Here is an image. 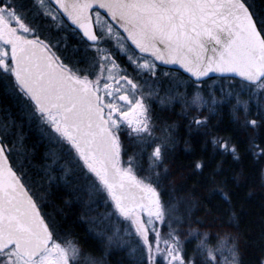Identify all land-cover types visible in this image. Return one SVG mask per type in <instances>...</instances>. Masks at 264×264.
Instances as JSON below:
<instances>
[{
  "label": "snow or ice",
  "instance_id": "obj_1",
  "mask_svg": "<svg viewBox=\"0 0 264 264\" xmlns=\"http://www.w3.org/2000/svg\"><path fill=\"white\" fill-rule=\"evenodd\" d=\"M210 73L218 80L206 85ZM0 97V264H98L61 235L57 208L45 211L64 189L86 211L103 203L88 220L100 228L93 238L111 231L109 245L133 243L135 264H242L239 234L228 230L238 227L234 193L217 179L219 165L205 177V199L218 196L227 221L194 195L162 198L175 140L167 125L169 135L156 136L152 102L181 103L190 132L240 160L230 137L209 131L220 104L234 100L245 153L264 160V0H0ZM33 129L39 140L28 147ZM205 166L196 161L193 174Z\"/></svg>",
  "mask_w": 264,
  "mask_h": 264
},
{
  "label": "trees",
  "instance_id": "obj_2",
  "mask_svg": "<svg viewBox=\"0 0 264 264\" xmlns=\"http://www.w3.org/2000/svg\"><path fill=\"white\" fill-rule=\"evenodd\" d=\"M74 43L75 40L72 41V44ZM0 102L2 108L7 107V101L3 97H0ZM251 112L253 115L249 118H257L255 116L257 111L251 109ZM166 114H164L166 117L162 116V119L164 117V119L175 124L173 134L175 145L169 150L165 160V164L168 165V174L166 181L163 180L164 186L170 190V195L174 197L194 195L199 197L204 205L218 207L223 219L227 221L228 214L224 211L227 205L222 204L218 196L212 197L210 202L205 199L206 190L211 187L204 182L205 177L209 176L219 165L223 171L219 173L217 179H226L227 188L234 193L232 211L236 213L238 227H232L228 230L239 234L242 264H258V259L264 256V251L260 247L261 243L264 242V238H262V232H264V186H262L264 185V178L260 175L261 170H264V160L257 163L253 157L245 153L247 135L238 128L228 110L222 109L211 118L209 131L215 136L230 137L229 144L238 146L240 160H234L230 153L222 154L217 149L214 152L213 145L205 143L210 137L189 131L186 120L188 118H183L181 114L178 116ZM36 142V135L32 138L28 134L25 141L28 147ZM41 147L38 149V156ZM198 160L203 161L206 166L202 172L197 170L196 174H193L194 164ZM238 172L243 173V180L239 184L233 179ZM194 186L196 191L192 193L191 189ZM173 187L175 191H173ZM72 195L66 190L56 191L53 203H49L47 209L48 212H53V207L57 208L56 219L61 225V230L69 233L75 242L83 248V251L87 252L89 251L87 242L91 240V235L86 226L78 220L81 208L74 201L71 202L74 200ZM65 201H69V203H65ZM192 211L194 217L203 216L202 206L194 207ZM196 243V240H192L190 245L187 244L189 255H191L193 245L195 246ZM109 264L128 263L120 257V254L112 253L109 256Z\"/></svg>",
  "mask_w": 264,
  "mask_h": 264
},
{
  "label": "rangeland",
  "instance_id": "obj_3",
  "mask_svg": "<svg viewBox=\"0 0 264 264\" xmlns=\"http://www.w3.org/2000/svg\"><path fill=\"white\" fill-rule=\"evenodd\" d=\"M72 41L73 40L69 41V45L72 44ZM129 71H131V69H129ZM160 71L161 72H164V71L176 72L174 70L161 68V67H160ZM213 80H218V79L217 78L207 79V80H205V84L206 85L212 84ZM219 86H220L219 83L213 85L214 88H219ZM181 91H183V89H181ZM206 93H207V88L205 87L203 94L206 95ZM161 95H163V93H161ZM218 97H219V93L217 92V98ZM247 98H248L247 95L242 97V99H247ZM232 103H235V101L233 100V101H231V103H221L220 106L216 110V114H218V112H220L222 109H225V110H228L231 112ZM1 106L2 105L0 102V108H2ZM163 107L164 106H162L158 100L152 102L153 113L159 117V119L157 120V126L158 127H157V131H156V136H158V137L168 136L169 132L161 130L162 126L167 125V126H169L171 137L174 139L173 134H174V130H175V128H174L175 124L164 119V117L162 119V116H165L164 114H166V112H167L166 115H168L169 113L173 116H178V114L182 115V112H181L182 105H181V103H175L174 102L173 105L167 106V110H162ZM251 109H253L254 111H257V105H256L255 98L253 99ZM194 114L195 113H193L192 115H194ZM207 114H208L207 108H204L200 111L201 116L207 115ZM212 117H214V115ZM183 118H184V116H183ZM187 118L188 119H186V120H187V125H188V121L191 119V115H189ZM28 134L31 135L32 138H34V135H36L37 141L39 140V132L36 131L35 129L29 131ZM229 147H231L230 144H229ZM217 150L219 152H221L222 154L226 153V152H223V150H221L219 148H217ZM43 151H44V148L42 146L40 154H42ZM37 156H38V154H37ZM36 162H39V161L37 160ZM144 167L145 168L147 167V163H145ZM163 169H164V166L161 165L159 170L163 171ZM166 178L164 179V181H166ZM65 190L69 192V190H67V189H64L63 191H65ZM60 192H62V191H60ZM55 193H56V191L54 192L53 197L50 198L52 201L54 200ZM169 195H170V190L165 187V193H164L162 198L165 201H168ZM171 196H173V195H171ZM72 197L74 200H71V202L74 201V203H76L81 208L80 212H79L78 220L81 221L86 226L88 233H90V235H91V240H89L87 242L89 251H87V252L84 251V255H90V256L94 257L96 259V261L98 262V264H109V256L112 253H116V254H120V257L123 258V260H125L128 264H135V258L131 254V249L135 246L133 243H131V242L120 243L119 241H114L111 245H109V243L107 241V236L112 234L111 231L105 233V236L103 238H100V237L93 238L95 236L96 232L100 231V228L96 227L93 224L88 223V220L93 216H97L98 214L102 215L103 213H105L106 209L104 208L103 203L101 202L100 204H93L92 210L86 211L84 208V205L75 198L74 194L72 195ZM47 207H48V205H47ZM47 207L45 208V211H48ZM181 211H183V208H181ZM111 224L113 226H119L121 228V235L123 234V227L124 226L122 224H118V221L116 220V218L112 219ZM89 229H92V232H89ZM164 231H167V228H164ZM61 235L66 236V238L69 240L74 239L69 233H65L62 230H61ZM77 245L79 247H81L78 243H77ZM188 245H190V243ZM161 246H163V245H161ZM193 247H194V245H193ZM158 259H160L161 264H164L162 257H158ZM80 264H85L83 256L81 257Z\"/></svg>",
  "mask_w": 264,
  "mask_h": 264
},
{
  "label": "water",
  "instance_id": "obj_4",
  "mask_svg": "<svg viewBox=\"0 0 264 264\" xmlns=\"http://www.w3.org/2000/svg\"><path fill=\"white\" fill-rule=\"evenodd\" d=\"M161 67L173 69V70H176V71H177V68H178V66H175V65H164V66H161ZM209 75H210L211 78L218 77V74H216V73H210ZM229 75H231V74H229ZM207 79L208 78H205V80H207ZM236 79L239 80L238 77Z\"/></svg>",
  "mask_w": 264,
  "mask_h": 264
}]
</instances>
